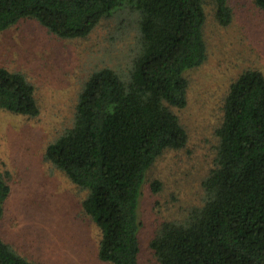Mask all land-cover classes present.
<instances>
[{"label":"trees","instance_id":"1","mask_svg":"<svg viewBox=\"0 0 264 264\" xmlns=\"http://www.w3.org/2000/svg\"><path fill=\"white\" fill-rule=\"evenodd\" d=\"M219 25L228 0H0V32L34 20L60 38H85L102 19L126 13L137 32L126 78L110 68L83 85L73 124L48 144L45 159L87 192L83 211L100 230L97 257L141 264L138 207L148 170L187 133L170 108L187 104L185 74L206 60L204 5ZM264 10V0H253ZM0 110L36 117L34 87L0 67ZM213 166L202 181V205L183 221L164 222L149 247L157 264H264V75L241 72L223 101ZM157 192L160 183L153 181ZM10 194L0 172V219ZM0 264L29 262L0 238Z\"/></svg>","mask_w":264,"mask_h":264},{"label":"rangeland","instance_id":"2","mask_svg":"<svg viewBox=\"0 0 264 264\" xmlns=\"http://www.w3.org/2000/svg\"><path fill=\"white\" fill-rule=\"evenodd\" d=\"M232 19L221 26L204 5L205 62L185 74L187 104L170 108L187 133L180 150H166L148 170L138 215L141 264H157L149 247L167 221H183L202 205V181L213 166L230 84L246 69L264 75V10L253 0H228ZM118 11L85 38L49 33L34 20L0 32V67L23 74L34 87L36 117L0 110V172L10 187L0 238L29 262L109 264L97 257L100 230L82 208L87 192L48 162L45 149L73 124L79 94L90 75L110 68L126 78L137 32ZM153 181L160 183L157 192Z\"/></svg>","mask_w":264,"mask_h":264}]
</instances>
